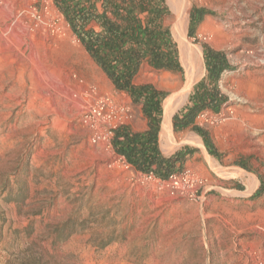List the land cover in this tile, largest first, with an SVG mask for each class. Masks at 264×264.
<instances>
[{"label":"rangeland","instance_id":"rangeland-1","mask_svg":"<svg viewBox=\"0 0 264 264\" xmlns=\"http://www.w3.org/2000/svg\"><path fill=\"white\" fill-rule=\"evenodd\" d=\"M163 2L181 72L143 65L134 84L164 94L159 152L183 157L174 173L204 180L201 201L159 191L116 161L111 142L91 143L80 115L96 98L129 105L127 126L143 122L140 107L114 90L52 0H0V264H264V0ZM192 11L203 16L189 37ZM181 15L200 52L189 90L173 37ZM204 47L227 63L222 106L195 120L212 153L190 129L171 125L172 141L160 139L164 102L174 115L206 77Z\"/></svg>","mask_w":264,"mask_h":264},{"label":"trees","instance_id":"trees-1","mask_svg":"<svg viewBox=\"0 0 264 264\" xmlns=\"http://www.w3.org/2000/svg\"><path fill=\"white\" fill-rule=\"evenodd\" d=\"M52 1L94 65L115 91L127 94L131 104L140 107L146 120L147 128L141 133L132 132L127 125L114 130L111 145L115 153L136 172L167 178L182 164L183 157L179 154L164 157L158 149L164 94L150 85L134 84L143 65L154 71L181 72L176 46L160 23L166 14L163 0ZM202 16V11L191 12L189 37H193L194 27ZM203 53L206 77L172 116L171 125L174 132L190 129L196 133L212 153L207 133L196 126L195 120L199 114L215 112L222 106L217 84L227 63L221 52L204 47Z\"/></svg>","mask_w":264,"mask_h":264},{"label":"built area","instance_id":"built-area-1","mask_svg":"<svg viewBox=\"0 0 264 264\" xmlns=\"http://www.w3.org/2000/svg\"><path fill=\"white\" fill-rule=\"evenodd\" d=\"M207 115V112H203L197 118L202 119ZM131 118L132 109L129 105L119 104L108 96H101L83 109L80 122L90 130L91 143L102 142L109 147L114 130L125 125L123 122ZM116 161L123 167H130L123 157L118 156ZM142 177L146 181L154 182L159 191L166 189L170 196H181L193 201L202 200V192L199 193V190L203 187L204 180L190 170L171 173L165 179H160L153 173L142 174Z\"/></svg>","mask_w":264,"mask_h":264},{"label":"bare ground","instance_id":"bare-ground-1","mask_svg":"<svg viewBox=\"0 0 264 264\" xmlns=\"http://www.w3.org/2000/svg\"><path fill=\"white\" fill-rule=\"evenodd\" d=\"M185 22H186V18L184 17V15L177 16V21L173 31V37L177 43V47L181 56V63L185 73V82L183 85V89L189 90L191 84L194 82V80L197 78V76L200 73V66H199L200 52L193 51L188 47L184 36ZM175 109H176V104L174 103V100L168 98L163 105V121L160 132V139L163 142L172 141L170 140L172 137L171 118Z\"/></svg>","mask_w":264,"mask_h":264},{"label":"crops","instance_id":"crops-1","mask_svg":"<svg viewBox=\"0 0 264 264\" xmlns=\"http://www.w3.org/2000/svg\"><path fill=\"white\" fill-rule=\"evenodd\" d=\"M120 95H123V93L121 92H118ZM140 113L142 114L141 110H140ZM143 118V122H139L138 120L136 121H133L131 122L128 127L129 129L132 131V132H135V133H141V132H144L147 128L146 126V120L144 117ZM141 123V124H140Z\"/></svg>","mask_w":264,"mask_h":264}]
</instances>
